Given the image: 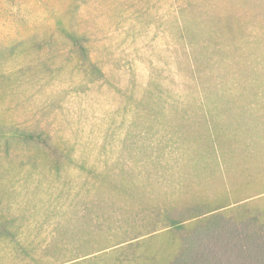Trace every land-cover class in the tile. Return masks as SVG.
I'll return each mask as SVG.
<instances>
[{"label":"rangeland","instance_id":"obj_1","mask_svg":"<svg viewBox=\"0 0 264 264\" xmlns=\"http://www.w3.org/2000/svg\"><path fill=\"white\" fill-rule=\"evenodd\" d=\"M223 182L264 191V0H0V264Z\"/></svg>","mask_w":264,"mask_h":264},{"label":"trees","instance_id":"obj_2","mask_svg":"<svg viewBox=\"0 0 264 264\" xmlns=\"http://www.w3.org/2000/svg\"><path fill=\"white\" fill-rule=\"evenodd\" d=\"M69 38L78 41L74 32H69ZM208 137L210 158L204 164L215 163L221 173L227 167L225 152L211 132ZM189 163L196 167L193 158ZM118 186V191L132 198L129 184ZM221 188L212 197L203 192L184 202L143 201L132 215L118 204L92 209L89 226L103 227L104 233L88 234L76 242L58 236L49 246L43 245L38 257L11 249L10 264H93L102 258L98 264H264V205L257 201L263 199L264 191L241 195L225 182ZM101 222L103 226L97 224ZM8 235L0 229L1 241L8 240Z\"/></svg>","mask_w":264,"mask_h":264}]
</instances>
